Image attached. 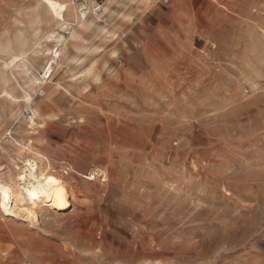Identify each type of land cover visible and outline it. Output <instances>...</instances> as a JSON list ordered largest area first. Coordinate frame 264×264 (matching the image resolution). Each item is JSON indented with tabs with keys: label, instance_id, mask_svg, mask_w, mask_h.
Segmentation results:
<instances>
[{
	"label": "rangeland",
	"instance_id": "rangeland-1",
	"mask_svg": "<svg viewBox=\"0 0 264 264\" xmlns=\"http://www.w3.org/2000/svg\"><path fill=\"white\" fill-rule=\"evenodd\" d=\"M40 1L0 0V179L29 159L2 140L22 126L80 194L38 227L0 215V264H264V0H68L97 15L62 33L84 61L60 69L34 55L59 30ZM21 43L54 72L34 102L47 128L2 97L23 96V67H5Z\"/></svg>",
	"mask_w": 264,
	"mask_h": 264
},
{
	"label": "bare ground",
	"instance_id": "bare-ground-1",
	"mask_svg": "<svg viewBox=\"0 0 264 264\" xmlns=\"http://www.w3.org/2000/svg\"><path fill=\"white\" fill-rule=\"evenodd\" d=\"M40 3L43 5L46 13L51 17V19L55 22H58L57 25L59 26V30L58 32H48V34L45 36V41L47 43L45 49L41 51L35 50L34 55H42V57L47 58L48 61H51L52 63L56 62L59 69L67 61L74 62L76 66H81L84 60H82L81 58L76 59L69 55L67 40L62 35V33L64 31H69L72 39H79V33L83 31V29L86 28L90 22V12L92 11L97 15V10L91 7L89 11L87 10L88 8L78 10L77 8L72 7L71 2L68 0L62 2H60L59 0L58 2L57 0H41ZM115 3H118V0H111L109 4L111 5ZM102 11L107 12L108 8L103 7ZM37 17L40 16L38 15ZM69 18L71 20H69ZM113 32L105 29L101 30V33L108 35V38L111 36H116V33ZM111 38L109 39L111 40ZM116 38L117 36L115 37V39ZM50 43H52V45L55 44L54 48ZM6 44L4 46H6ZM15 46L18 45L16 44ZM19 52L20 54L13 55L11 57V61L9 60L10 62H7L5 67L9 71H11L12 74L13 68L23 67V75L21 74L23 85H21L20 83L17 84L18 88L23 93V96L19 97L18 95H16V88L10 89L8 87L3 90L2 97L5 98L9 102L10 106L14 109H19L22 104H25L24 111H26L28 115V123L38 125L39 128H47L49 126L48 122L44 120V115L41 108L38 106V102L34 103L35 98L30 93L34 91L35 88L39 87L41 77L33 73L28 68L29 61H27V59L29 57V51L27 52L26 43L22 44V49ZM20 63H22V66H19ZM93 69L94 66L88 67L85 73L90 75L93 72ZM13 80H15L14 77ZM38 120L40 122H38ZM14 129V127L7 129L2 140L7 137L12 139V142L15 144V146L19 147V151L26 152V154L29 155V159L23 161L24 166L22 167L16 165L15 169L18 171V174L15 181H4L0 179V215L12 219H20L22 222L27 223V225L32 228L38 227L39 224H41L40 215L43 211L46 210L55 214L60 213L59 211L64 209L69 204L71 199H76L80 192L77 191L74 185L68 181V177L66 178L65 175H63L64 172L62 174L59 170L51 167L48 164L47 160L42 156V154L35 152L36 149L34 150L33 145L26 142L22 144L15 140L13 137L14 131L15 133H17L19 130H22L25 136H31L33 132H29L22 126H19L15 130ZM11 163L16 164V159L12 158ZM7 253L0 255V259L3 260L5 256H7Z\"/></svg>",
	"mask_w": 264,
	"mask_h": 264
},
{
	"label": "built area",
	"instance_id": "built-area-1",
	"mask_svg": "<svg viewBox=\"0 0 264 264\" xmlns=\"http://www.w3.org/2000/svg\"><path fill=\"white\" fill-rule=\"evenodd\" d=\"M213 1H215V0H213ZM53 78H54V72L52 69H48L43 73V75L41 77L40 85L38 87V90L34 95L35 99L36 98H44L46 96L47 88H48L49 84L51 83V81L53 80ZM85 179L88 182L99 183L101 185H106L108 183V176L102 170H91V171H89L86 174Z\"/></svg>",
	"mask_w": 264,
	"mask_h": 264
}]
</instances>
